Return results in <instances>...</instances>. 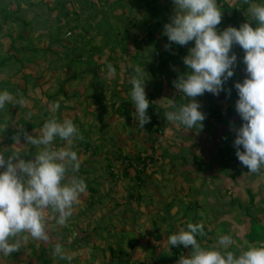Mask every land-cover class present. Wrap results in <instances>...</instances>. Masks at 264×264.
Returning a JSON list of instances; mask_svg holds the SVG:
<instances>
[{
	"label": "rangeland",
	"instance_id": "1",
	"mask_svg": "<svg viewBox=\"0 0 264 264\" xmlns=\"http://www.w3.org/2000/svg\"><path fill=\"white\" fill-rule=\"evenodd\" d=\"M217 3L218 30L257 26L243 0ZM174 12L173 0H0V91L29 102L0 110V124H8L0 128V151L6 159L12 151L34 159L21 127L39 134L57 102L56 116L72 119L84 137L74 145L87 185L80 204L66 226L50 222L48 242L27 243L46 264H69L53 256L56 243L73 254L70 264H177L191 246L167 240L189 222H203L205 235L197 240L205 248L221 234L233 237L229 250L237 254L264 245V167L249 172L234 147V129L243 123L234 85L247 76L244 50L233 46L237 62L224 91L196 97L206 117L202 129L167 121L169 100L187 103L173 81L189 71L183 58L194 46L163 34ZM134 65L145 70L150 102L143 129L130 98ZM64 144L57 139L54 146Z\"/></svg>",
	"mask_w": 264,
	"mask_h": 264
},
{
	"label": "clouds",
	"instance_id": "2",
	"mask_svg": "<svg viewBox=\"0 0 264 264\" xmlns=\"http://www.w3.org/2000/svg\"><path fill=\"white\" fill-rule=\"evenodd\" d=\"M243 2L248 5L249 21H255L257 26L245 22L239 28L228 26L221 31L217 26L222 21V10L217 0H173L175 12L164 25L163 34L170 43L185 46L194 41V46L183 58L189 71L173 81L187 103L177 106L169 100L168 106L173 110L166 111L164 116L187 130L202 129L206 117L196 97L205 92L219 95L225 90L223 85L234 75L237 62L232 49L239 45L245 53L247 76L234 85L238 92L235 110L243 121L234 129L235 155L249 172L258 173L264 167V3ZM170 43L165 45L166 49ZM106 68L109 75H115L111 63ZM133 72L130 98L135 107L134 120L143 129L150 122L145 70L134 65ZM9 103L22 108L29 102L23 95L14 99L8 90L0 91V110ZM58 109V102L50 106L52 115L35 136L21 127L24 145L36 148L34 159L20 158V151H12L6 159L4 151H0V255L5 257L20 251L30 239L48 242L50 222L66 226L74 206L80 204L81 195L87 190L84 178L78 175L81 161L74 150L75 142L84 137L72 119L61 121L56 116ZM32 115L29 111L27 118L30 120ZM7 126L0 124L3 130ZM14 139L20 144L19 134ZM57 139L64 141V146L55 147ZM204 235L203 222H189L186 230L181 228L168 237L171 247L191 246L189 255H181L177 264H264V245L250 244L237 254L229 250L235 243L231 235H218L217 244L208 248L197 240V236ZM53 256L69 264L74 258L61 243L54 245Z\"/></svg>",
	"mask_w": 264,
	"mask_h": 264
},
{
	"label": "crops",
	"instance_id": "3",
	"mask_svg": "<svg viewBox=\"0 0 264 264\" xmlns=\"http://www.w3.org/2000/svg\"><path fill=\"white\" fill-rule=\"evenodd\" d=\"M30 250L29 244L20 251L13 253L11 256L5 257L0 255V264H46L44 256L41 251ZM32 256V259L29 256ZM30 256V257H31Z\"/></svg>",
	"mask_w": 264,
	"mask_h": 264
}]
</instances>
